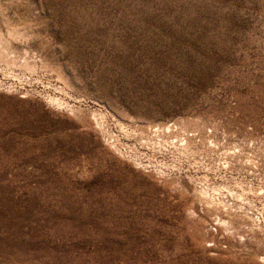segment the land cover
I'll use <instances>...</instances> for the list:
<instances>
[{
	"label": "rangeland",
	"instance_id": "374dc122",
	"mask_svg": "<svg viewBox=\"0 0 264 264\" xmlns=\"http://www.w3.org/2000/svg\"><path fill=\"white\" fill-rule=\"evenodd\" d=\"M0 264H264V0H0Z\"/></svg>",
	"mask_w": 264,
	"mask_h": 264
}]
</instances>
